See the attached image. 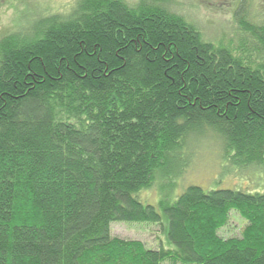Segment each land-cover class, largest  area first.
<instances>
[{"label": "trees", "instance_id": "trees-1", "mask_svg": "<svg viewBox=\"0 0 264 264\" xmlns=\"http://www.w3.org/2000/svg\"><path fill=\"white\" fill-rule=\"evenodd\" d=\"M235 2L231 48L160 0H81L0 41V264H264V192L138 198L210 134L264 168V6ZM231 211L248 224L224 240ZM117 222L174 249L113 238Z\"/></svg>", "mask_w": 264, "mask_h": 264}, {"label": "rangeland", "instance_id": "rangeland-1", "mask_svg": "<svg viewBox=\"0 0 264 264\" xmlns=\"http://www.w3.org/2000/svg\"><path fill=\"white\" fill-rule=\"evenodd\" d=\"M135 5L139 0H124ZM170 11L194 23L206 41L232 47L235 36L233 11L236 0H160ZM262 3L264 0H255ZM81 0H0V41L13 35L31 36L41 19L50 15H67ZM27 38V37H26ZM189 145L182 163L173 172L159 173L152 188L138 194L144 204L156 207L161 201H175L189 186L205 190H240L264 192V168L239 167L225 157L224 147L214 135ZM186 162V163H185ZM247 221L231 211L227 224L218 231L224 239H241ZM111 235L124 241L142 242L146 249H174L160 225L154 223L117 222Z\"/></svg>", "mask_w": 264, "mask_h": 264}]
</instances>
